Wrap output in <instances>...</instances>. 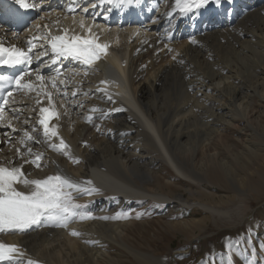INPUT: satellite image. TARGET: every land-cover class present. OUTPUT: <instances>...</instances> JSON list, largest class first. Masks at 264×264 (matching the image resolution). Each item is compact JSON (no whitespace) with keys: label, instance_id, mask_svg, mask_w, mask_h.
Segmentation results:
<instances>
[{"label":"bare ground","instance_id":"6f19581e","mask_svg":"<svg viewBox=\"0 0 264 264\" xmlns=\"http://www.w3.org/2000/svg\"><path fill=\"white\" fill-rule=\"evenodd\" d=\"M33 2L36 18L20 34L0 30L5 46L26 50L33 35L47 32L43 25L59 34V29L85 19L93 34L110 48L91 66L77 60L61 61L55 68L50 49L47 56L31 62L33 74L26 82L32 81L33 90L13 94L14 102L6 106L7 119L0 121V146H6L0 164L22 165L27 179L61 175L81 189H96L68 190L93 215L73 219L66 228L44 222L25 232L0 233V242L17 245L25 253L23 264L29 259L37 264H118L124 256L112 244L141 264H161L165 258L128 247L127 228L135 225L131 219L112 221L108 213L121 214L123 205L141 202L136 205L140 214L153 211L154 203L169 210L182 207L195 214L203 212L207 219L209 215L230 218L228 210L217 206L209 186L218 184L210 181L205 168L211 164L236 187L231 156L239 160L248 151H259L250 147L254 143L247 142L242 125L252 129L264 117V0H222L219 6L210 2L186 14L175 0H149L158 5L155 12L142 24L122 27H116L114 20L106 24L104 13L102 17L97 14L101 8L92 7L93 0ZM69 7L75 12H68ZM34 43L37 47L32 53L37 56L44 42ZM37 72L46 78L44 91L54 92L53 103L40 90ZM102 77L110 84L101 83ZM45 104L59 114L49 120L50 128L55 126L58 132L51 140L39 124L37 109ZM231 127L239 131L235 137L242 143L240 153L232 152L230 144L222 145L224 152L218 149L226 144L223 141ZM25 131L35 137L26 146L21 144ZM59 138L68 145V155L51 147L53 143L59 146ZM36 154H42L41 159L33 163ZM182 181L189 182L190 188L192 184L203 186L206 201L183 198L175 190ZM170 186L173 191L162 189ZM73 230L80 235H71Z\"/></svg>","mask_w":264,"mask_h":264},{"label":"rangeland","instance_id":"374dc122","mask_svg":"<svg viewBox=\"0 0 264 264\" xmlns=\"http://www.w3.org/2000/svg\"><path fill=\"white\" fill-rule=\"evenodd\" d=\"M242 127H244L243 133L251 140L248 139L247 142L254 143V145L249 144L250 147H257L256 150L259 149V151H248L249 153L239 160L231 156L233 170L231 177L240 191L238 192L228 179L225 180L219 175L211 164H208L210 167L205 168L208 174L206 176L210 181L218 184V186H209L211 194L216 197L215 201L219 202L217 206L228 210L231 217L212 218L209 215L210 219H207L203 212L195 214L191 209L182 207L169 210L167 207L154 203H151L154 207L153 211L140 214L139 209L136 208L138 202H130L123 205L120 218H114L119 214L117 212L108 213L112 221L124 223L127 219H131L134 222L133 227L127 228V235H129L125 242L128 247L154 257L165 258L161 264H249V261L251 264H264V117L259 123L254 124L252 129L245 125ZM238 132L231 127V134L227 133L228 138L223 141L226 144H221L218 148L220 152H224L222 150L224 145L229 144L232 152H241L242 143L235 137ZM258 134H263V137ZM4 149L6 146L1 145L0 153H3ZM188 183L182 181L175 190H179L183 198L190 202L202 203V199L206 201L205 192L202 190L204 187L192 184L190 188ZM147 184H151V181H147ZM170 187L162 189L173 191L174 187ZM73 202L81 206L78 211L93 215L88 205H82L75 199ZM158 212L160 215L156 218L155 214ZM125 215L127 219L123 218ZM137 216L140 218L137 219ZM73 219L81 220L78 217ZM142 219L146 220L141 221ZM145 221L148 224H145ZM227 244H230V247H225ZM112 245L124 256V258L119 257L118 264H141L140 260L131 254L128 255L126 250L121 249L118 244ZM114 252L111 251L113 256L117 255Z\"/></svg>","mask_w":264,"mask_h":264},{"label":"snow or ice","instance_id":"6c2138e0","mask_svg":"<svg viewBox=\"0 0 264 264\" xmlns=\"http://www.w3.org/2000/svg\"><path fill=\"white\" fill-rule=\"evenodd\" d=\"M133 0H100V4H108L111 7L119 8L124 4H131ZM138 2V0H137ZM176 7L179 8L182 14L192 12V10L200 9L210 2L216 3L218 6L222 0H175ZM231 2V0H230ZM11 3L17 6L20 10H28L36 7L33 0H11ZM93 8L98 7L97 4L92 5ZM68 12L74 13L75 9L69 7ZM85 13L88 12L87 8H84ZM58 23V21H57ZM80 28L86 30L88 35L84 37L82 35H69V29H59V34H53L49 25H43L42 27L47 29V32L39 35H33L28 41V48H24L11 45L5 46L0 41V66L17 67L25 64H31L32 55L37 45L35 41H43L41 48L43 51L37 53V59L42 56L49 54L48 49L54 54L52 63L55 64L57 59L60 57L68 58L71 57L80 61L85 66H91L96 61L100 60L102 56H106L109 44L101 43L98 34H93L92 26L85 23V19H81ZM38 29L40 25L36 26ZM17 35V33H13ZM196 41L193 40L192 43ZM33 73L29 71H21L15 76L0 75V91L6 88L8 85H15V91L28 90L31 91L34 88L32 81L29 79L26 82V77H31ZM36 80L40 82V90L44 91L47 87L45 81L46 78L39 72L35 73ZM64 83V81H60ZM101 83H107L102 81ZM57 87L56 80H52V88ZM44 95L47 97L50 103H53L54 92L44 91ZM75 95V93H73ZM2 105H0V121L7 119L5 112L6 106L10 103V100L14 102L13 91H8L2 97ZM109 99L111 97L109 96ZM37 103H40L37 100ZM119 111V109H116ZM40 119L39 124L43 127L44 136L51 140L52 137H58V132L55 126L50 128L49 120L53 116L58 117V113L50 111L49 108H40ZM90 120V118H89ZM8 126L11 127V121L8 120ZM15 130V129H14ZM35 137L28 131L24 132V138L21 140V144L26 146V141L34 140ZM56 150L63 149L64 154L68 155V145L65 143L63 138H59V146L52 144ZM18 153L20 149L16 150ZM29 154L32 153V149L27 148ZM42 154H36L33 163H36L41 159ZM28 161H25L27 163ZM78 162V161H76ZM13 163V162H9ZM39 167V164H37ZM91 184V181L87 182ZM22 186L23 189L21 190ZM69 189L75 191L91 192L96 189H81L80 186L72 182L67 177L61 175L48 176L45 179H27L23 171V166H5L0 164V233L4 232H25L33 226H39L40 224L47 222L49 224H55L58 227H68L69 222L78 217L79 219L92 218L90 214L82 213L78 211L80 205L73 202L74 198ZM114 218H120V214H117ZM123 218L127 219L125 215ZM137 219L140 217L137 216ZM108 219V217H103ZM73 236H79L80 233L73 230L71 232ZM230 247V244L225 245ZM25 253L17 245H9L0 242V261H11L12 264H23V257ZM27 264H37L36 261L29 259ZM249 264L251 262L249 261Z\"/></svg>","mask_w":264,"mask_h":264}]
</instances>
